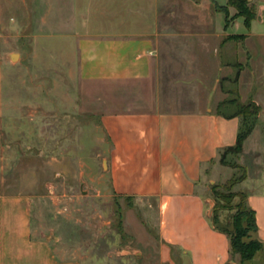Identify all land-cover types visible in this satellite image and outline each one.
Here are the masks:
<instances>
[{
	"label": "crops",
	"instance_id": "0c3cea01",
	"mask_svg": "<svg viewBox=\"0 0 264 264\" xmlns=\"http://www.w3.org/2000/svg\"><path fill=\"white\" fill-rule=\"evenodd\" d=\"M213 1L184 12L197 18L195 24L158 17L131 26L136 33L79 40L81 78L106 98L92 106L107 139L97 184L129 212L143 207L151 220L149 228L133 226L132 246L119 252L143 254V239L154 257L143 264H241L229 237L212 225L213 187L231 182L238 171V186L256 214L255 236L264 244V4L248 29L243 18L227 24ZM189 26L206 32L193 34ZM200 91L206 100L193 96ZM183 92L191 98H165ZM231 97L259 108L240 154L228 151L237 146L244 118L219 110L232 107ZM230 154L239 165L227 163ZM223 169L234 175L221 183ZM5 186L0 183V264H89L71 247L35 238L33 197L7 193ZM244 264H264V249Z\"/></svg>",
	"mask_w": 264,
	"mask_h": 264
},
{
	"label": "rangeland",
	"instance_id": "374dc122",
	"mask_svg": "<svg viewBox=\"0 0 264 264\" xmlns=\"http://www.w3.org/2000/svg\"><path fill=\"white\" fill-rule=\"evenodd\" d=\"M217 1L228 5L225 0ZM204 3L208 0H0V183L6 184L7 193L33 197L35 238L71 247L73 255L87 256L89 264L154 260L145 252L143 239L139 244L143 254H134L137 250H130V256L119 254L132 246L133 226L142 230L141 225L149 228L152 222L146 221L143 207L129 212L130 207L97 184L107 139L100 113L92 106L102 97H96L98 85L81 78L79 40L136 33L131 26L158 21V17L161 22L195 24L197 18L184 12ZM250 3L256 20L264 0ZM236 15V9L230 8L229 24L239 19ZM192 27L193 34L206 32ZM11 55L18 58L12 60ZM193 96L206 100L207 93ZM233 97L231 110L223 105L221 112L236 113L254 106ZM165 98L186 101L191 96L167 93ZM227 163L239 165L233 154ZM221 173V183L234 175L227 177L228 169ZM241 175L238 171L228 193H242ZM213 198L214 209L217 205L223 208L217 214L220 222L238 212Z\"/></svg>",
	"mask_w": 264,
	"mask_h": 264
},
{
	"label": "trees",
	"instance_id": "16d2710c",
	"mask_svg": "<svg viewBox=\"0 0 264 264\" xmlns=\"http://www.w3.org/2000/svg\"><path fill=\"white\" fill-rule=\"evenodd\" d=\"M250 1L251 0H229L228 5L225 7L218 6L214 1L213 2L215 3L217 11L225 14L227 24L230 22V8H234L237 11L236 17L244 18L247 28L250 29L251 24L256 17L254 7ZM258 115L259 108L255 105L242 108L239 112L235 113V116H242L244 118V123L239 134L237 146L229 149V153H241L244 142L251 135L257 124ZM234 184L235 183L232 181L229 184L227 183L213 187L214 197H216L218 201L223 202L225 206H229L227 208L228 210L237 209L238 212L235 215L229 216L225 222H220L217 214L222 207L217 205L214 209L212 225L215 230H218L229 237L232 255L239 256L241 258V264H244L253 261L264 249V244L255 236L258 232L256 214L255 211L248 206L246 194L243 192L237 195L228 193L231 191ZM219 192H222L223 195ZM237 198H240V201L232 208L231 204L233 205V202H235Z\"/></svg>",
	"mask_w": 264,
	"mask_h": 264
},
{
	"label": "water",
	"instance_id": "95a60500",
	"mask_svg": "<svg viewBox=\"0 0 264 264\" xmlns=\"http://www.w3.org/2000/svg\"><path fill=\"white\" fill-rule=\"evenodd\" d=\"M260 17H261V14H262V11L260 10ZM18 58V55H11V59L12 60H16Z\"/></svg>",
	"mask_w": 264,
	"mask_h": 264
}]
</instances>
